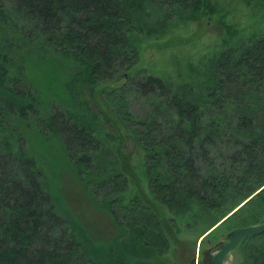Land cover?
Returning a JSON list of instances; mask_svg holds the SVG:
<instances>
[{
    "label": "trees",
    "instance_id": "trees-1",
    "mask_svg": "<svg viewBox=\"0 0 264 264\" xmlns=\"http://www.w3.org/2000/svg\"><path fill=\"white\" fill-rule=\"evenodd\" d=\"M217 12L211 0H0V264H162L167 227L196 208L213 226L232 213L216 227L229 232L263 220L264 34L228 43L187 80L133 71L136 33ZM123 77L107 101L144 151L149 180L147 199L128 203V178L86 98ZM134 86L155 108L145 118L128 109ZM36 141L60 144L113 238H94L62 205ZM219 145L224 168L209 156ZM237 249L240 264H264V233Z\"/></svg>",
    "mask_w": 264,
    "mask_h": 264
},
{
    "label": "rangeland",
    "instance_id": "rangeland-1",
    "mask_svg": "<svg viewBox=\"0 0 264 264\" xmlns=\"http://www.w3.org/2000/svg\"><path fill=\"white\" fill-rule=\"evenodd\" d=\"M211 1L218 7V12L211 18L205 16L193 20L174 16L169 27L162 33L151 37L136 33L134 42L140 51V59L133 71L145 69L149 74L164 79L187 80L186 76L193 67L204 69L209 59L226 48L228 43L264 34V6L261 3L258 5L246 0ZM228 26L239 31L235 39L229 37ZM128 82L129 79L119 78L116 82L95 86L86 94L103 122L99 136L114 152L115 159L120 162L128 178V189L123 195L125 203L136 196L144 200L149 196L145 153L136 145L135 137L113 113L114 109L107 101L111 98L109 89L124 87ZM127 99L128 109L136 117L145 118L155 109L144 90L138 86L131 89ZM34 149L46 154L51 187L59 195L62 205L71 208L94 238L105 241L113 238L116 233L113 223L106 213L94 207L60 144L55 141H36ZM222 151V145L213 147L209 156L217 166L224 168L229 164V155L222 154ZM109 156L112 157L105 155L104 159H109ZM198 165L205 169L206 162L202 159ZM165 213L170 216L167 210ZM213 223V218L203 214L200 208H196L190 217L171 222L167 227L171 246L162 264H212L211 249L230 233L223 228H214L205 236L216 226ZM241 260V250L235 249L234 264H240Z\"/></svg>",
    "mask_w": 264,
    "mask_h": 264
},
{
    "label": "water",
    "instance_id": "water-1",
    "mask_svg": "<svg viewBox=\"0 0 264 264\" xmlns=\"http://www.w3.org/2000/svg\"><path fill=\"white\" fill-rule=\"evenodd\" d=\"M230 216V215H228ZM220 221L216 226H214L209 232L205 234L207 236L214 228L219 226L225 219ZM264 233V218L260 223L242 226L232 232H230L225 239L220 243L216 244L212 249V264H234L233 262V252L238 246L249 237H254L256 235ZM203 236V238L205 237ZM202 238V239H203Z\"/></svg>",
    "mask_w": 264,
    "mask_h": 264
}]
</instances>
